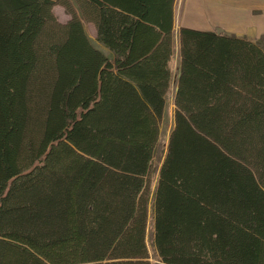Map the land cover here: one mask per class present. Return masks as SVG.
<instances>
[{
  "label": "trees",
  "instance_id": "1",
  "mask_svg": "<svg viewBox=\"0 0 264 264\" xmlns=\"http://www.w3.org/2000/svg\"><path fill=\"white\" fill-rule=\"evenodd\" d=\"M175 0H0V264H152L148 176ZM69 16L60 24L52 10ZM159 264H264V46L179 30Z\"/></svg>",
  "mask_w": 264,
  "mask_h": 264
},
{
  "label": "rangeland",
  "instance_id": "2",
  "mask_svg": "<svg viewBox=\"0 0 264 264\" xmlns=\"http://www.w3.org/2000/svg\"><path fill=\"white\" fill-rule=\"evenodd\" d=\"M77 15L81 19L83 29L91 45L99 50L108 59H112V54L96 41V30L92 23L86 22L81 18L80 12L75 0H69ZM253 0H175L173 6V31H172V78L169 92L166 98V109L163 121L160 123V136L155 147L152 158L150 172L148 176L149 197H148V225L146 229V243L150 253V262L159 264L153 252V200L157 186L158 174L166 154L168 138L173 127L174 117V97L178 80V71L180 65L179 57V30L183 26L207 28L213 30H235L234 26L242 25L250 17L264 18V9H259L252 4ZM264 1V0H259ZM56 20L60 24H65L69 16L61 6L55 5L52 10ZM247 25V22L244 23ZM222 31L221 33H223ZM224 34V33H223ZM255 41L264 46V34Z\"/></svg>",
  "mask_w": 264,
  "mask_h": 264
},
{
  "label": "crops",
  "instance_id": "3",
  "mask_svg": "<svg viewBox=\"0 0 264 264\" xmlns=\"http://www.w3.org/2000/svg\"><path fill=\"white\" fill-rule=\"evenodd\" d=\"M253 3L259 9H264V1L262 2L259 0H253L252 4ZM246 22H247V25L244 24ZM246 22L244 21L242 25L234 26L235 30L233 31L232 30L231 31L230 30L229 31L228 30L219 31L218 29L215 31L213 29H207V28L201 29V28L190 27V26H183L182 28H189V29L201 30V31H210V32H215V33H221L222 31H224L223 33L227 36L236 37L240 39H246L249 41H255L256 38H259L261 35L264 34V18L250 17L248 20L246 19ZM178 77H179V73H178ZM176 91H177V85H176L175 94H176Z\"/></svg>",
  "mask_w": 264,
  "mask_h": 264
}]
</instances>
